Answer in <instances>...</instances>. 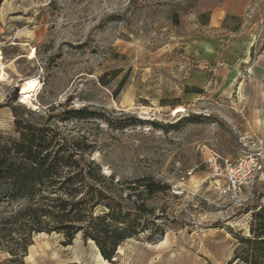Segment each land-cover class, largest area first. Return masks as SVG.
<instances>
[{"label":"rangeland","instance_id":"374dc122","mask_svg":"<svg viewBox=\"0 0 264 264\" xmlns=\"http://www.w3.org/2000/svg\"><path fill=\"white\" fill-rule=\"evenodd\" d=\"M197 3L0 0L9 76L0 82V138L19 137L16 108L77 144L107 176L170 186L148 202L166 227L162 240L129 239L107 264H228L237 237L249 236L252 209L264 203V172L232 199L207 162L259 147L264 155V0L215 33ZM222 35L224 44H202ZM31 78L39 88L25 103L21 86ZM82 109L97 115L71 118ZM137 194L147 198L143 188ZM64 241L34 234L23 264H103L93 241ZM9 257L0 246V264Z\"/></svg>","mask_w":264,"mask_h":264},{"label":"trees","instance_id":"16d2710c","mask_svg":"<svg viewBox=\"0 0 264 264\" xmlns=\"http://www.w3.org/2000/svg\"><path fill=\"white\" fill-rule=\"evenodd\" d=\"M13 111L19 137L0 138V246L10 255L7 264H23L34 234L58 233L65 245L81 234L107 261L141 234H148L149 242L162 240L166 227L148 202L167 193V183L152 176H107L77 144ZM71 113L78 119L97 115L84 109ZM140 188L147 198H138ZM237 240L228 264H264V203L252 209L249 236Z\"/></svg>","mask_w":264,"mask_h":264},{"label":"built area","instance_id":"2783aa9c","mask_svg":"<svg viewBox=\"0 0 264 264\" xmlns=\"http://www.w3.org/2000/svg\"><path fill=\"white\" fill-rule=\"evenodd\" d=\"M207 162L216 182L222 185L224 193L232 199L237 198L244 187L264 172L262 147L237 159L212 154Z\"/></svg>","mask_w":264,"mask_h":264},{"label":"crops","instance_id":"0c3cea01","mask_svg":"<svg viewBox=\"0 0 264 264\" xmlns=\"http://www.w3.org/2000/svg\"><path fill=\"white\" fill-rule=\"evenodd\" d=\"M254 2L255 0H198L195 13L196 15H208L209 23L204 27L208 30L207 32L215 33L222 31L221 25L224 20L230 17L243 18ZM223 36L207 37L202 44H224L227 38Z\"/></svg>","mask_w":264,"mask_h":264},{"label":"bare ground","instance_id":"6f19581e","mask_svg":"<svg viewBox=\"0 0 264 264\" xmlns=\"http://www.w3.org/2000/svg\"><path fill=\"white\" fill-rule=\"evenodd\" d=\"M33 58V57H32ZM4 66L1 63V52H0V82H9V76H7L4 72ZM37 88H39V81L36 78H31L26 80L22 86H21V90H22V96H23V102L25 103H30V95L32 93V91L34 92ZM98 257L101 260V262L103 264H107V260H105L100 252L98 251Z\"/></svg>","mask_w":264,"mask_h":264}]
</instances>
